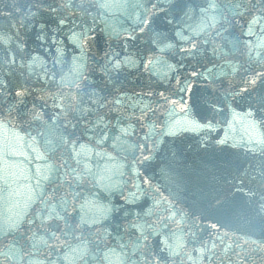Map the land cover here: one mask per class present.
Returning <instances> with one entry per match:
<instances>
[{
	"label": "water",
	"instance_id": "obj_1",
	"mask_svg": "<svg viewBox=\"0 0 264 264\" xmlns=\"http://www.w3.org/2000/svg\"><path fill=\"white\" fill-rule=\"evenodd\" d=\"M0 264H264V74L0 136Z\"/></svg>",
	"mask_w": 264,
	"mask_h": 264
}]
</instances>
